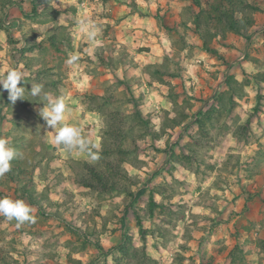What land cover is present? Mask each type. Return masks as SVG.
<instances>
[{
	"label": "rangeland",
	"instance_id": "374dc122",
	"mask_svg": "<svg viewBox=\"0 0 264 264\" xmlns=\"http://www.w3.org/2000/svg\"><path fill=\"white\" fill-rule=\"evenodd\" d=\"M76 1L79 0L43 3L32 21L46 23L42 24L44 28L51 22H69L70 34L65 37L69 41L75 38L71 32L78 26V20L88 18L99 26L100 33L95 40L80 39V44L83 42L88 49L83 55L77 54L80 59L71 65L73 74L84 75L87 91L77 92L73 80L70 89L88 107L99 109L102 118L98 134L102 145L104 150H114L87 166L75 165L76 174L62 179V192L51 194L43 190L29 196L39 198L37 202L30 198L26 201L34 209V223L18 224L0 215V264H202L203 261L206 264H264V187L259 186L264 169L259 156L264 149L254 143L259 140V132L248 125L258 110H264L261 86L257 103H249L246 98L243 104L234 99L250 95L234 79L229 86L234 91L193 101L190 97L195 95L189 91L192 87L194 92L197 83L191 74L196 70L202 73L204 68L199 66L206 62L213 64L211 58L218 57L206 48V44L208 48L214 44V36L207 35L205 43L201 33L189 25L193 18L190 10L184 12L177 27L172 22L178 25V21L168 22L166 15H160L166 5L159 0H91L88 12L81 15ZM249 1L260 4L263 0ZM254 13L259 15L260 9ZM129 16L132 24L143 18L149 20L147 17L162 18L153 34L144 37V33L135 39L136 45L130 43L140 53L137 59L135 52L128 51L127 45L121 44L114 33L115 26ZM108 17L114 20L110 22ZM255 34L259 45L249 47L247 58L256 59V74L261 81L264 80V42L261 46L257 40L262 38L259 30ZM95 41L99 42L97 49L89 48ZM63 50L66 54L74 52L70 47ZM144 51L152 52L154 57H148ZM54 52L49 51V59L59 62L62 69L66 57H56ZM151 60L163 62L164 75L158 74V67L139 64ZM147 71L153 82L145 78ZM177 71H180L178 75ZM214 72L210 70L204 79ZM159 75L163 79L166 76L168 88L152 84ZM142 79L154 88L148 89ZM156 90L163 94L162 98L149 97ZM153 100L158 103L150 104ZM237 104L248 111L231 120L241 122L232 137L231 132L221 130V122L228 113L237 110ZM36 118L34 122L40 125L43 119L38 115ZM179 120L186 124L173 132ZM22 124L26 129L24 134L30 136V121L24 119ZM114 130L117 134H113ZM215 139L218 142L211 146ZM173 140H177L176 144L170 146ZM22 141L21 155L28 156L27 167H31L38 153L35 145L30 147V138ZM166 159L170 160L171 171L176 168L173 173L169 171L175 180L170 173L161 172L166 181L159 183L140 172L145 166H148V175L158 172L159 167L164 168ZM171 159L180 161L182 166L173 164ZM92 168L105 172L107 177L113 176L117 188L104 191L82 184L84 178H95ZM195 171H199L196 179L192 178ZM33 173V169H26L24 175L32 178ZM14 174L10 171L0 177L7 189H17L10 185ZM115 189L126 191L128 201ZM156 192L173 193L169 196L176 197L173 202L177 206L166 208L161 203L164 205L157 207ZM7 197L23 198L17 192ZM203 204L208 205L203 207ZM202 232L206 235H201ZM202 238L208 240L207 245L201 242Z\"/></svg>",
	"mask_w": 264,
	"mask_h": 264
},
{
	"label": "crops",
	"instance_id": "0c3cea01",
	"mask_svg": "<svg viewBox=\"0 0 264 264\" xmlns=\"http://www.w3.org/2000/svg\"><path fill=\"white\" fill-rule=\"evenodd\" d=\"M49 1L51 0H0V23L2 24L0 27V78H2L9 69L19 67L21 68L24 76V81L21 83L29 90L31 85L39 83L44 86L43 91L51 94L53 97L63 95L67 106L64 114L65 121L79 125L82 128L83 134L85 136L95 142H98L100 144L99 156H101L100 151L102 147V137L98 134V129L101 128L100 122L102 115L98 111L99 109L88 107L85 103H83L81 96L77 93L87 91L84 86V75H82L83 77L81 75L76 76L72 73L71 66L64 63L65 67L63 66L61 69L59 62L55 61L54 59H49V51L51 50L55 51L54 56L56 57H58V55L66 57L64 59L66 61L68 54H66L63 50L64 47H70L75 54L83 55V51L88 48L85 46V44H83V42L80 44V39H82V41H88V38L84 33L79 31L77 26L75 27V30L73 28V31L71 32L75 38H73L71 41L66 39L65 37L70 34L69 31L71 29L68 28L69 22L67 21L62 20L57 23L51 22V25L47 23L50 26L45 28L42 27V24L46 23L32 21L37 15L39 7L42 6L41 4ZM54 1L56 2L58 0H53V2ZM159 1L166 5L163 10L161 9L160 15H166L167 17L164 18L168 20V22H171V20L178 21V25L177 22H172L175 23L177 27L180 25V20L182 21L185 15L184 12L192 5V0ZM91 2V0L76 1L80 9L79 15L88 12ZM259 3L260 4L256 3V5L259 6L260 13L259 15L254 13L255 21L250 27L247 36H242L235 32H228L226 38H222L220 36L214 37L215 42L213 45H210L212 50H207V52L211 53L212 55H216L219 59L212 57L211 61H214L213 64L206 62L205 64L203 63L199 66L202 69L204 68L202 73L197 72L196 70L191 74L193 79H195V83H197V86L194 87V92L192 87L190 88L191 90L189 92L192 95H195V97H190L191 100L196 102H199V100L202 98L209 100L215 94H222L227 90L234 91L233 89L229 88L230 82L233 79L236 81L237 86L240 87L244 85L245 91L250 93V95H247L245 98L241 99L235 96L234 99L236 101L245 104L247 98L249 103L254 101L257 103L260 86V91L262 95H264V80L260 79L261 81H259V78L256 74V71H258L256 69V59L249 57L247 58L249 47L255 44V46L258 48L259 42H255V36H257L255 33L257 30H259V35L262 36V38L257 37V40H260L261 46L264 42V19L261 20V15L264 16V0ZM171 12H173L172 17H170ZM130 17L131 16L123 18V21H121L120 25L115 26L114 33L121 44L127 45L128 51H131L132 53L135 52L137 55L135 59H137V57H140V53L139 51H135L133 49L134 46H132L130 43L136 45L137 42H135V39L139 36H142L144 33V37H146L147 34H153L155 29L154 27L159 29L157 28V24L162 18L161 16L152 18L147 17L150 19H139L136 24H132ZM103 19H105V17H103ZM107 19L108 21L112 22L114 17H108ZM194 19L195 16L189 20V25H193L194 30L196 31ZM64 42H66L67 45H65ZM98 43V41L93 43L89 48L97 49L96 45ZM120 46L121 45L119 44L118 47L120 48ZM119 48H117L118 51L120 50ZM103 50L106 51L105 48H103ZM143 53L149 54L148 57H154L152 56V52L144 51ZM62 59L63 58H61V60ZM149 63L139 64L148 68L158 67V74L164 75L165 72L161 68L163 67L161 64L163 62L158 61L157 63L154 60H151ZM174 65L176 68H178L177 62H175ZM212 69L215 71L214 73H211L213 76H207V78L204 79V75L208 74V72H210ZM179 72L180 71H177L176 75H178ZM144 75L146 79L153 82L148 71ZM163 77L164 79H167L166 76ZM164 79L159 75L155 79L157 82L152 84L154 86L156 85L158 87L161 86L162 88H168V86H170L168 84L169 82H166ZM71 80H73L76 84L75 89H78L79 91L75 92L70 89ZM142 80L146 83L148 89L153 87L151 83H147V81L144 79ZM246 84L251 85L248 86ZM203 88L204 90H202ZM164 92H166V90ZM42 95L43 93L41 94V97ZM8 96V90L3 89V87L0 86V136L9 138L16 151V157L11 162L13 165L11 171H14L15 174L13 177L14 179L12 178L13 182H11L10 185L17 186V189H7V186H5V184H1L2 182L0 181V198L7 197L8 194L17 192L23 196L21 199L26 202L29 200V196L34 195L35 192L42 193L43 190L46 193L50 191L51 194H53L54 191L62 192L64 189L62 179L68 176L71 177L74 175V173L76 174L77 170L75 165H89V162L94 161H91L90 157H88L86 154L77 155L76 153L69 152L66 148H64V146L55 145L53 143L55 132L53 129L47 126L46 121L40 115V110L44 107L41 97H32L31 95L26 94V99H18L14 105H11ZM149 97L158 99L162 98L163 94L158 93V90H156V93L153 91ZM153 101L154 102L149 103L154 104L155 101L156 104L158 103L157 100ZM209 103H211V100ZM21 106H23V109ZM236 108L237 110H233L231 113H228V117L223 119L221 122V130L223 129L225 132H231L232 137L237 126L239 127L241 122L239 119L236 123L231 122V120L234 121L233 117L235 115H244L245 111H248L242 110L243 107L239 106L238 104ZM20 110H25V112H21ZM257 114L258 115L252 116L248 125L252 126L256 132H259V140H256L254 143L255 145H261L264 149V110H258ZM37 115L43 119L40 125L34 122L37 119ZM208 116L210 115L208 114ZM197 117H199V115ZM194 118L196 119V116ZM24 119L30 121L29 128L32 131L30 136L24 134V131H26L22 124ZM184 124H186V122L183 124L179 123V125H177L178 127L173 128L172 131L174 132V129H177ZM174 125H176V123H174ZM159 127L160 124L158 128ZM26 137L31 139L29 142L31 145L30 147H34L33 145H35L34 149L38 153L36 157H33L34 160L31 167L30 165L27 167V163H29V160H27L28 156L21 155V149L23 147L22 140L27 139ZM40 138L41 143L39 142ZM176 141L177 140H173L170 142V146L176 144ZM215 141L218 142L215 139L210 145L212 146L215 144ZM260 155L262 156H259L261 161L264 162V150L262 153H260ZM169 161L170 160L168 159H166L165 162L163 160L164 168L159 167L158 172L152 171L150 175H148L149 173L146 169L148 166H145L142 171H138L146 175L148 179L153 177V179L161 181L159 183H162V181H166V178L161 172L169 175L170 172L173 173L176 171V168H174L172 171L169 169ZM171 162H173L175 165L182 166L181 162L178 160L171 159ZM149 163L154 164L153 161H149ZM26 169L34 170L32 178L27 176V179V177L24 175ZM198 172L199 171H195L192 174V178L196 179V177L199 176ZM128 173L129 175H133L132 172ZM171 173L170 175L172 179L175 180V176ZM60 176H62L61 179H58ZM261 176H263V178L259 186H261L263 189L264 169ZM114 191H121V195H124L126 202L128 201L126 198V196L128 197L126 191L121 189H115ZM167 194L164 192H156L155 202L158 203L157 207H161V205L164 204L166 205V208L177 206L176 204L174 205L173 202L176 197L170 198L169 196V194L172 195L173 193ZM30 199L32 202L39 201V198L37 200L35 197H31ZM127 204L128 203H126V205ZM206 205L208 204H203V207H206ZM42 206L45 207V204L42 203ZM207 209H205V211H208ZM202 234L206 235L205 232H202L201 235ZM256 234H258V231H256ZM193 238L195 237L193 236ZM201 240V242L206 241V243L203 242L204 245L208 244V240L206 238H202ZM202 264L206 263L203 261Z\"/></svg>",
	"mask_w": 264,
	"mask_h": 264
},
{
	"label": "clouds",
	"instance_id": "9594fccd",
	"mask_svg": "<svg viewBox=\"0 0 264 264\" xmlns=\"http://www.w3.org/2000/svg\"><path fill=\"white\" fill-rule=\"evenodd\" d=\"M79 31L84 33L89 40H95L100 33V28L96 23L88 18L77 21ZM80 57L74 52H69L65 63L74 65ZM24 76L21 68L9 69L2 78L0 86L8 90V99L14 105L18 99H26V94L32 97H41L44 107L40 110V115L46 121L49 128L55 132L53 143L62 145L69 152L86 154L91 161L99 159L100 144L83 134L82 128L77 124L68 123L64 119L66 103L63 95L53 97L43 91L42 84L31 85L30 90L22 85ZM16 157V151L7 137L0 136V177L11 171V162ZM34 209L23 199L11 197L0 198V215L8 220H16L18 224L26 221L35 222L33 216Z\"/></svg>",
	"mask_w": 264,
	"mask_h": 264
},
{
	"label": "trees",
	"instance_id": "16d2710c",
	"mask_svg": "<svg viewBox=\"0 0 264 264\" xmlns=\"http://www.w3.org/2000/svg\"><path fill=\"white\" fill-rule=\"evenodd\" d=\"M187 10H190L191 14L195 16L194 23L196 30L201 33V36L205 40L209 34L214 37L220 36L226 38L228 32L247 36L250 27L255 21L254 12L259 10V6L249 0H192V5ZM1 26L2 24L0 23ZM206 48L212 50L208 48L207 44ZM202 119L203 117L201 116L200 120L202 121ZM178 122L180 123L181 121L179 120ZM113 134H117V130H114ZM102 146L101 155L114 150L113 148L104 150V143ZM117 149L120 150L121 148L118 147ZM85 165L87 166V164ZM93 171L95 178L88 180L84 178L85 180H82V184L95 189H103L104 191L117 188V184L113 181V176L107 177L105 172L96 170L95 168Z\"/></svg>",
	"mask_w": 264,
	"mask_h": 264
}]
</instances>
